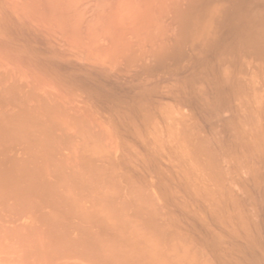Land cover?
Wrapping results in <instances>:
<instances>
[{
  "label": "bare ground",
  "instance_id": "obj_1",
  "mask_svg": "<svg viewBox=\"0 0 264 264\" xmlns=\"http://www.w3.org/2000/svg\"><path fill=\"white\" fill-rule=\"evenodd\" d=\"M0 264H264V0H0Z\"/></svg>",
  "mask_w": 264,
  "mask_h": 264
}]
</instances>
